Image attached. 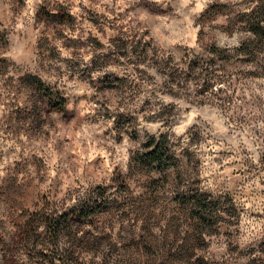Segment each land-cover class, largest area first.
Wrapping results in <instances>:
<instances>
[{
    "label": "clouds",
    "instance_id": "9594fccd",
    "mask_svg": "<svg viewBox=\"0 0 264 264\" xmlns=\"http://www.w3.org/2000/svg\"><path fill=\"white\" fill-rule=\"evenodd\" d=\"M0 264H264V0H0Z\"/></svg>",
    "mask_w": 264,
    "mask_h": 264
}]
</instances>
